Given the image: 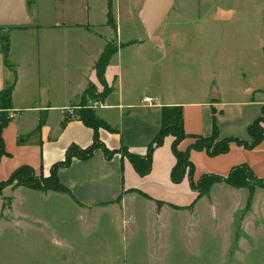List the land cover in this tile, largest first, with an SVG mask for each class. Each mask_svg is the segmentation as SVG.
Returning a JSON list of instances; mask_svg holds the SVG:
<instances>
[{"label":"rangeland","instance_id":"374dc122","mask_svg":"<svg viewBox=\"0 0 264 264\" xmlns=\"http://www.w3.org/2000/svg\"><path fill=\"white\" fill-rule=\"evenodd\" d=\"M136 2L118 0V29L114 32L104 24L106 0H36L35 5L30 1V23L4 27L8 60L18 65L21 106L39 104L38 95L43 89L51 106L47 124L53 131L60 128L62 107L66 106L67 113L74 115L84 105L92 107L117 129L107 134L119 133L124 144L142 145L145 151L158 130V111L143 102L145 96H158L162 103L199 100L216 92L220 93V101L262 96L264 90L259 89H264V0H174L155 33L162 45L148 42L142 47L131 46L124 48L121 56L112 58L107 76L112 79L110 74L115 70L120 77L108 98L114 108L96 109L107 101L84 97L85 90L74 97L90 74V57L98 55L106 41L121 45L146 39L137 13L143 0L138 10ZM217 11L232 14L227 18L228 15H216ZM87 23L91 31L75 26ZM60 24L64 27L52 28ZM38 47L42 74L36 78L33 61L37 59ZM2 71L3 76H8L4 68ZM247 87L253 88L254 93H244ZM117 90L123 93V103L130 104L122 109L123 113L115 107ZM100 92L101 87L94 84V93ZM35 116L36 112L26 109L20 123L26 126ZM22 138L29 143L26 136ZM184 138L182 143L188 139ZM34 146L38 145H25L22 161L36 167L35 175H47L51 165L44 167L42 147ZM164 147L165 142L157 150H168L175 160L170 142ZM184 181L188 191L178 199L182 205L191 203L194 194L189 181ZM9 187H20L10 200L22 214L23 224L0 234V264H77L82 260L70 254L122 253L126 249L127 254L137 253L135 261L146 264H264V213L256 218L254 229H243L239 217L244 210L220 208L218 203L203 208L200 202L191 210L164 217L163 223L154 221L149 226L141 202L135 204L136 217L125 214L122 221L113 209L86 212L65 195L28 190L16 182ZM215 197L228 198L222 192ZM179 225H183L182 230ZM175 232L182 235L177 238ZM50 236L65 247L47 245ZM161 236L164 248L158 256L159 251L150 243ZM61 255L67 258H58Z\"/></svg>","mask_w":264,"mask_h":264},{"label":"crops","instance_id":"0c3cea01","mask_svg":"<svg viewBox=\"0 0 264 264\" xmlns=\"http://www.w3.org/2000/svg\"><path fill=\"white\" fill-rule=\"evenodd\" d=\"M30 1H32V5H35L36 3V0H28V3L26 4L27 11ZM140 3L141 0H137L135 5L136 10H138L137 8H139ZM118 8V0H113L112 11L116 26L119 17ZM106 11L107 8L105 13ZM221 12L226 13L225 11ZM231 14L232 12L229 13L227 18L229 16L231 17ZM75 26L91 31L88 23L78 24ZM62 27H64V25L60 24L55 25L52 28L59 29ZM0 33L5 34L6 29H0ZM158 38L160 43L157 44V46L160 44L162 45V39L160 37ZM148 42L150 44H154L151 43L147 37L146 39H135L134 43L124 45V47H119L112 58L114 56H121V51L124 48L131 46L142 47L146 46ZM103 47L104 46H102V49ZM36 54L37 59L34 60L35 62L33 61V65L36 69H33V73H35L36 78H39L42 74L40 62L41 47H38ZM99 54L90 57V74L87 80L81 85V87H79V91L74 95V97H78L81 94L88 82L98 84L102 90V86L98 83L94 71V63ZM112 58L104 73L107 85L112 87V92L110 94L114 93L115 80L118 79V82L120 81L119 75L114 72L115 70L112 74H110V76H113L112 79L107 76V69L112 61ZM12 65L15 67L17 78L11 96L12 110L8 113L9 115L13 113L16 115L13 116V118L10 117L9 122L1 130V138L5 154L0 156V181L7 179L15 169L22 165H29L33 169L36 168L32 164L24 163L21 156L24 154L23 150L25 145H36L37 140L34 138L29 140V143H25L26 141L22 137L27 136L35 128L38 123L41 110H46L47 112L45 123L39 134L40 143L37 144L39 147H42V163L44 164V167H48L49 165L63 159L62 156H64L66 148L71 144H75L79 147H86L89 145L92 141L93 134L92 129L85 126L76 117L69 120L63 129L57 127V131H53V128L48 127L47 120L51 106L50 101L45 100L43 89L40 90L41 93L38 95L39 99L41 98L39 104L36 106H21L22 104L18 99V65ZM3 68L7 71L8 76H3ZM11 79L12 74L5 67L3 63V55L0 50V90L4 86L5 82L10 81ZM111 81L112 83L110 84ZM132 82H134V80ZM262 90L264 89H259V91ZM117 92L119 95L117 97V104L115 107L122 112V109L130 107V104L123 103L124 96L122 91L117 90ZM243 92L253 94L254 89L247 87L243 90ZM260 94L262 96L258 99H248L245 97L241 98L238 96L240 99L220 101L218 100L220 93L216 92L213 96H209V94H207L205 98H201L199 100H183L181 102L168 101L165 103L160 102L159 97L157 96L153 98L154 103L151 105L148 103L145 104L157 109L158 113L161 106L180 105L182 107L183 132L188 139L183 143V140H181L179 144L182 143V145H186L185 147L187 148L193 142V136H209L211 134L213 120L218 127L219 137H237L249 141L247 136V126L260 115L261 108L264 106V92H261ZM108 98L109 96L105 99L107 102L99 105L96 109L114 108V104H111L112 102L108 101ZM65 108L66 106L61 109L64 111ZM26 109L36 112V116L30 124L22 126L20 120L22 118L23 111ZM61 114L62 117L59 121H61L64 116L63 112ZM98 116L104 120L103 117L100 115ZM104 121L106 122V120ZM108 124L111 126L110 123ZM107 132L108 131L104 129H99L98 131L100 140L108 149L113 150L118 149L120 146H125L131 153L138 155L145 154L146 149L145 151L143 150L144 146L141 145L139 147H133L130 146L129 143L124 144L121 134L116 133L115 135L110 136ZM166 137H164L162 144L165 142L164 148H166V143L170 142L171 148L173 138L171 136L169 138ZM7 140L9 141L7 142ZM182 145L179 148L177 146V149L185 151L186 148H181ZM157 148H155L152 153L150 172L142 177L137 175L132 165L125 157L120 154H115L111 159L107 160L104 158L102 151L100 149H96L91 158L86 160L74 158L68 167L59 168L57 170L58 181L69 189L71 195L53 190L42 192L30 188L26 189L48 195H65L69 197V199L79 208L85 210L86 212H90L91 210L99 212L113 209V212L116 211L115 214L118 216L119 214L121 215L122 221L125 214H133L134 217L137 211V209H135V204L141 202L145 207L143 217L149 222V226L154 221H157V223H163L164 217L177 215L179 212H183L187 209L191 210L200 202H202L203 205H201L203 208L209 207V205L213 203H218L220 208L228 207V209L232 210H244V213H241L239 217L243 229H245V227H248V229H254L256 227V218H261L260 215H263L264 213V188L255 186L252 191L250 201H248L250 192L247 187L233 188L224 182H218L210 187L206 195L197 198V191L192 189L191 182L195 183L203 174H215L225 177L232 167L243 163L248 165L252 173L257 178H264V134L260 143L252 149H246L242 146L236 145L235 143H231L229 145V150L226 153L216 156H209L203 150H191L189 153V161L193 166L192 173L190 175L185 173L179 183H173L169 177L170 170L175 164L176 159L174 160L168 150H164L163 153H160ZM161 157L163 158L161 159ZM42 174L47 176L49 173L47 175L44 173ZM184 180H186V182L189 181L190 188L194 194L191 195V193H189L192 199L191 203L182 205L179 204L182 202H178V199L181 198L184 192L188 191L186 189L187 183H184ZM19 188L20 187L11 189L8 186L0 193V234H3L7 229L16 230L23 224L21 221L22 214L17 211L16 204H13L10 200V198L13 197L14 192ZM217 192L225 193L228 196L227 200H224V198H220V200H218L215 197ZM118 197H120L119 200H117ZM223 201L227 202L225 203ZM8 209H10V211H8ZM182 227L183 225H179L180 230H182ZM129 231L133 234L132 229ZM195 231L198 233L199 230L197 229ZM197 233L194 234L196 235V238ZM175 234L177 238L182 235L178 234V232H175ZM131 238L133 239L132 236ZM161 242L162 236L158 238V241L150 243L151 246L155 248V251H159L158 256H161L160 252L164 248ZM47 245H52L53 248L65 247L61 241L57 240L53 236L48 237ZM152 247H150L149 250H151ZM165 250L168 251L166 247ZM126 252L127 249L123 250L122 253H120V251L118 253L112 251L108 253L97 252L96 254H92L88 253V251H83L79 254H70V256L82 260L77 264H146L144 262L135 261L137 256L136 252H132L131 254H127ZM58 258L66 259L67 255H61L58 256ZM93 258H96L97 260H93ZM181 264L185 263L182 262Z\"/></svg>","mask_w":264,"mask_h":264},{"label":"trees","instance_id":"16d2710c","mask_svg":"<svg viewBox=\"0 0 264 264\" xmlns=\"http://www.w3.org/2000/svg\"><path fill=\"white\" fill-rule=\"evenodd\" d=\"M106 1L107 11L105 13L104 24L111 28L114 32H117V26L112 11L113 0ZM27 3L28 0L26 1V4ZM0 29H4V27H0ZM134 42L135 40H130L121 45H117L113 41L105 42L101 53L94 63L95 75L98 83L102 86V90L100 93L95 94L94 84L88 82L84 89V97L87 96L91 99L103 101L107 96H109V94L112 92V87L108 86L107 82L105 81V69L119 47L122 45L132 44ZM0 50L3 55V63L5 67L12 74V79L5 82L4 86L0 90L1 156L5 154L1 138V130L10 120V115L8 112L12 110L11 96L17 78L14 65L8 61V42L6 40V34L0 33ZM46 115V110L40 111L37 125L26 136L28 140L35 138L37 140L36 143H40L39 134L42 126L45 123ZM63 115L64 116L59 123L60 128L63 129L69 120L76 117L85 126L92 129L93 134L91 143L86 147H79L75 144L68 146L64 152L63 159L51 165L49 174L47 176H44L42 173L35 175L34 169L29 165H22L18 167L7 179L0 181V193L6 186L12 185L14 182H16V184L42 192L53 190L71 195L69 189L58 181L57 170L59 168L68 167L74 158L80 160L91 158L96 149H100L104 155V158L107 160L111 159L115 154H120L130 162L137 175L141 177L145 176L151 170V160L154 149L162 144L163 139L166 136H171L173 138L171 142V150L176 158V162L170 171V178L173 183H179L185 173H188V175L192 173L193 166L189 161V153L191 150H203L209 156H216L226 153L229 150V145L231 143H235L236 145L242 146L246 149H252L260 143L264 134V125L261 124V122L264 124V106H262L260 115L247 126V136L249 141L237 137H219L218 127L213 120L211 134L209 136H193V142L185 149V151H179L177 149V145L185 137L182 124V107L180 105L161 106L158 113L157 133L154 139L147 145L145 154L138 155L129 152L125 146H120L118 149L113 150L105 147L99 138V129H104L108 132H117V129L110 126L102 118H100L92 107H86L82 105L78 107V111L74 115H70L65 109L63 111ZM218 182H224L233 188L247 187L250 192L248 201H250L252 191L255 186L258 185L264 188V183L261 182V179L257 178L245 163L232 167L225 177L215 174H203L195 183L191 182V187L193 190L197 191V198H200L201 196H204L208 193L210 187L213 184ZM255 182L256 184H254ZM119 198L120 197H118L117 200H119Z\"/></svg>","mask_w":264,"mask_h":264},{"label":"water","instance_id":"95a60500","mask_svg":"<svg viewBox=\"0 0 264 264\" xmlns=\"http://www.w3.org/2000/svg\"><path fill=\"white\" fill-rule=\"evenodd\" d=\"M27 0H0V27H21L30 23L27 11ZM174 0H143L138 12L139 21L144 29L147 39L154 44L160 40L156 31L163 19L172 9ZM217 11L218 16L229 15Z\"/></svg>","mask_w":264,"mask_h":264},{"label":"built area","instance_id":"2783aa9c","mask_svg":"<svg viewBox=\"0 0 264 264\" xmlns=\"http://www.w3.org/2000/svg\"><path fill=\"white\" fill-rule=\"evenodd\" d=\"M143 101H144L145 103L152 104V103H153V98L146 96V97L143 98ZM15 115H16V114L13 113V114L10 115V117H13V116H15Z\"/></svg>","mask_w":264,"mask_h":264}]
</instances>
